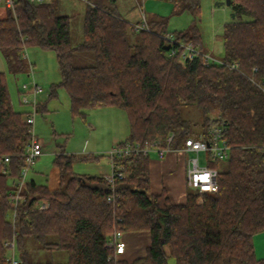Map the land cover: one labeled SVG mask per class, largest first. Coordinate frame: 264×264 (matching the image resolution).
Masks as SVG:
<instances>
[{"label":"trees","instance_id":"trees-1","mask_svg":"<svg viewBox=\"0 0 264 264\" xmlns=\"http://www.w3.org/2000/svg\"><path fill=\"white\" fill-rule=\"evenodd\" d=\"M230 1L234 17L222 30V65L204 61L194 23L170 33L157 20L136 31L99 1L87 5L76 46L70 18L57 15L52 1L17 0L13 11L0 15V52L9 73L26 72V47L51 51L61 76L57 87L67 93L74 117L108 106L126 113L129 135L119 146H163L172 135L170 146L180 148L190 136L207 137L210 119L218 118L226 123L230 147L226 161L211 164L218 170L217 193L187 192L183 204L172 203L165 191L151 192L149 157L117 159L126 176L110 186L104 176L73 171L78 161L105 156L59 153L53 161L58 186L50 190L27 181L11 225L8 195L24 166L29 127L22 122L24 112L14 111L0 73V157H9L0 164V264H8L2 242L12 236L22 264H28L26 238L42 249L64 251L67 260L59 264H168L170 257L175 264H264L253 244L264 231V96L251 81L264 87V0ZM199 2L178 0L179 9L197 16ZM186 45L197 51L191 59L182 56ZM85 52L93 54L94 65L75 67L74 54ZM234 63L238 70H227ZM188 107L198 111V124L183 117ZM42 203L46 210H38ZM113 230L149 232L145 256L132 263L114 258L105 247Z\"/></svg>","mask_w":264,"mask_h":264},{"label":"rangeland","instance_id":"rangeland-1","mask_svg":"<svg viewBox=\"0 0 264 264\" xmlns=\"http://www.w3.org/2000/svg\"><path fill=\"white\" fill-rule=\"evenodd\" d=\"M96 1V0H92ZM128 23L138 21V14L133 9L132 0H115ZM56 14L70 18V36L72 46L82 41L83 17L87 3L82 0H53ZM226 0H200V9L197 16L187 10H180L178 0H143V10L150 19H159L166 22L168 32H180L193 23L201 37L202 51L215 59L223 56L222 30L225 24L233 21L230 5ZM6 8H0V15ZM132 12V14L130 13ZM129 13V15H128ZM24 61L27 70L24 73L12 75L7 69L4 57L0 52V73L3 75L10 101L14 111L28 112V106L21 105L20 96L16 89L23 84H30L32 80L42 88L43 92L37 96V102L45 105V111L37 112L34 117L33 135L38 138L42 146L41 156L30 166L26 174L27 180L33 179L37 184L47 186L50 190L58 186V171L53 164L59 153L73 156H105L99 162H81L73 165V171L80 175L95 176L103 166L109 164L106 153L118 141H124L129 135V126L126 113L115 107L94 108L85 112V118L73 116L70 112L69 97L65 90L57 85L61 81L60 71L55 55L39 47H26ZM72 64L75 67L94 65L92 53H75ZM31 72V76H27ZM54 89V93H53ZM183 117L199 123L200 115L193 107L183 109ZM195 133H199L198 129ZM196 157L195 154H185L186 160ZM153 158V154L149 155ZM200 164H203V154L199 155ZM98 163V164H97ZM104 165V164H103ZM102 166V167H101ZM24 250L28 264H59L67 260L64 251L42 249L32 238L24 241ZM6 252V256L9 254ZM15 257L22 260L16 247ZM172 258L168 264H171Z\"/></svg>","mask_w":264,"mask_h":264},{"label":"built area","instance_id":"built-area-1","mask_svg":"<svg viewBox=\"0 0 264 264\" xmlns=\"http://www.w3.org/2000/svg\"><path fill=\"white\" fill-rule=\"evenodd\" d=\"M17 0H0V8L4 7L6 9L12 10L14 4ZM29 3L34 4H45L49 3L50 0H27ZM87 3V5H92L89 0H82ZM144 19V18H143ZM136 31L146 29L143 25H134ZM170 40V39H169ZM182 56L184 58H193L197 51H195L190 45L183 47ZM174 53V51H171ZM204 61L206 63L220 64L218 59L211 57L210 55L204 54ZM227 70H238V64L234 63L227 66ZM253 72L257 71V68L252 69ZM31 72H27V76H31ZM254 85H256L263 93L264 87L257 82L251 80ZM43 90L38 86L33 80L30 84H23L20 91V104L28 106L30 111L25 112L22 116V122L27 127H29V140L25 146L23 159L24 166L20 172V178L16 181L14 188L9 192V213L8 220L11 225H14L18 216V205L22 201L21 191L26 183V174L30 166L41 156L42 146L38 138L33 135V125L34 117L38 112L39 104L37 102V96L42 93ZM226 129V123L219 120L218 118L210 119V125L207 133V137L202 135L190 136L184 140V144L180 148H172L170 146L172 135L166 140L165 145H159V142H147L142 144H124L119 146L116 144L107 153L110 161V173L104 176L105 181L113 186L119 180H122L126 174L122 166L116 163L117 159L126 156H136L141 154L142 156L149 157L151 153H156L159 158H163L169 152H176L183 156L185 154H195L196 157L189 158L187 160V170H186V183L187 186L192 190L193 193L198 196H203L206 194H215L218 191V170L211 166L214 162H224L229 156L230 147L224 138V131ZM203 154V164H200L199 155ZM9 162V157H0V164H7ZM111 198H108L110 201ZM47 204L42 203L39 205L38 210H46ZM123 232L120 230H113L108 236V241L106 243V248L113 250L114 258H119L124 254L125 243L123 241ZM3 248L9 252L6 256V262L8 264H22V261L15 257L16 252V241L15 237L12 236L10 239L3 240Z\"/></svg>","mask_w":264,"mask_h":264},{"label":"crops","instance_id":"crops-1","mask_svg":"<svg viewBox=\"0 0 264 264\" xmlns=\"http://www.w3.org/2000/svg\"><path fill=\"white\" fill-rule=\"evenodd\" d=\"M89 1L91 3L95 2L92 0ZM96 1H99V3L102 6L111 9L118 17L128 22L126 20L127 18L121 14L120 9L116 6L115 0H96ZM132 1H133V9L138 14V21L131 23V25H143L147 27L148 24L159 20V19L149 20L147 18V15L144 13L143 10V5H142L143 0H132ZM130 14H132V12ZM16 93L18 96H20V89L17 88ZM120 142L122 141H118L117 144ZM152 154H153V158L152 159L149 158L151 192L157 195L160 194L162 191H165L169 200L172 203L183 204L186 200L187 192L192 191L187 186L186 183L187 160L185 156L176 152H169L163 158H159L156 153H152ZM94 162H99V161H94ZM101 165L103 167L101 166L102 168H100L99 172H97V175L95 176H105L106 173L109 171L108 170L109 164L108 166L105 163H102ZM82 176H86V175H82ZM25 179L26 182L34 181L32 178L27 180V178L25 177ZM123 241L125 243V250H124V254L119 258L128 263H132L135 260L143 258L145 256L146 249L150 245V234L147 231L124 233ZM253 244H254V251L256 258L258 259L264 258V231L256 234L253 237ZM172 260L173 261L171 262V264H175L173 258Z\"/></svg>","mask_w":264,"mask_h":264},{"label":"water","instance_id":"water-1","mask_svg":"<svg viewBox=\"0 0 264 264\" xmlns=\"http://www.w3.org/2000/svg\"><path fill=\"white\" fill-rule=\"evenodd\" d=\"M225 3H226V5H231V1H230V0H226ZM231 17H232V18L234 17V14H233V13L231 14Z\"/></svg>","mask_w":264,"mask_h":264}]
</instances>
